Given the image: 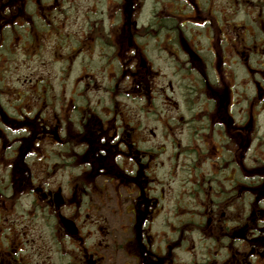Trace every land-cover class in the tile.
Instances as JSON below:
<instances>
[{"label":"flooded vegetation","instance_id":"1","mask_svg":"<svg viewBox=\"0 0 264 264\" xmlns=\"http://www.w3.org/2000/svg\"><path fill=\"white\" fill-rule=\"evenodd\" d=\"M131 1L0 0V264H264V0Z\"/></svg>","mask_w":264,"mask_h":264},{"label":"rangeland","instance_id":"2","mask_svg":"<svg viewBox=\"0 0 264 264\" xmlns=\"http://www.w3.org/2000/svg\"><path fill=\"white\" fill-rule=\"evenodd\" d=\"M82 1H85V0H82ZM224 2L225 1L223 0V4H224ZM106 7H108V6H106ZM151 7H152V0H132L129 10L133 8L132 10H130V12H132V16L137 20V22L139 24H142V23H144L147 20V18L149 16V12L151 11ZM112 9H116V7L113 6ZM103 10H104V8H103V6H101L100 9H99V12H102ZM223 10H224V14L226 16L227 13H228L227 3L224 4ZM240 12H241V14H240V16H238L240 21H239V24L237 26H241V22L245 20L244 17H245L246 13L242 12V10H240ZM235 26L236 25H234V24H232V25L226 24L223 27L224 34H225L226 38L228 37V35L232 36L233 32L235 31V28H234ZM65 28H66L65 32H68V29L70 31H72L73 30L72 28H74V25L73 24H69ZM241 29H243V26H241ZM224 49L226 50L227 47H225ZM129 53H130V51L127 54H125V55L123 54V56L122 55L121 56L127 61V55ZM44 55H45L46 60H47V68L46 69H47V71H49L48 75L50 77H52V81L54 82L53 78L55 77L58 65L54 64L55 62H50L49 61L50 60V50H47ZM94 58H95V55H93V59ZM10 65L11 66L17 65V66H19L18 68H20V66H23V58L21 56L17 55V57H15V60H13ZM20 70H21V68H20ZM167 71H168L167 67L165 65H163L162 66V72L166 74ZM19 75H20V73H17V76L19 77V79L22 80L23 79V75H21V76H19ZM95 75L98 78V84H100L102 86L103 85H107V83L105 81V78H104L102 73H96ZM8 76H10V78L8 77V79L10 81H14V79H16V80L18 79V77L13 78L14 75H12V72L11 73L9 72ZM169 79H170V75H160L159 76V82H160V84L163 87H164V84H167V80H169ZM54 91H55V89H54ZM127 91L130 92L131 88H129ZM103 94L104 93L101 90H98V91L92 90L90 92L89 96L96 97V96H100V95H103ZM145 101H147V100H145ZM125 102H126L127 110H128V112L130 114H135V113L140 114L139 112L148 113V112H145V111L142 112V110L140 109V103H132L130 100H125ZM157 102L160 105L159 108H160V112H162V113H172V112L180 111V108L175 111L173 109L172 105H170L169 103L168 104L166 103V100H158ZM149 109L153 110L152 104L149 105ZM260 119H261L260 120L261 125H264L263 116ZM2 171H3V169L0 166V173ZM1 175L2 174H0V176ZM39 219H40L39 217H36V218L33 219L35 221L36 225H40Z\"/></svg>","mask_w":264,"mask_h":264}]
</instances>
